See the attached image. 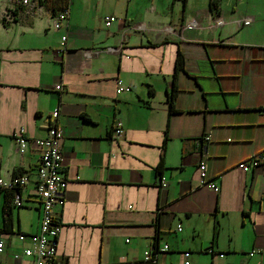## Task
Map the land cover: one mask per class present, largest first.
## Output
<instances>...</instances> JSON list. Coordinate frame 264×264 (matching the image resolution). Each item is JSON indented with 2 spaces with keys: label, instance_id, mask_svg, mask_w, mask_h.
I'll list each match as a JSON object with an SVG mask.
<instances>
[{
  "label": "crops",
  "instance_id": "0c3cea01",
  "mask_svg": "<svg viewBox=\"0 0 264 264\" xmlns=\"http://www.w3.org/2000/svg\"><path fill=\"white\" fill-rule=\"evenodd\" d=\"M233 9L222 0H70L66 29H53L52 11L0 25V181L29 177L10 210L0 187V264L34 262L15 255L40 232L34 141L48 136L56 109L68 190L56 209L55 264H185L187 252L191 264H264L250 256L264 249V172L238 168L264 150V18ZM107 16L119 21L108 28ZM247 18L254 23L241 28ZM137 24L147 30H129ZM121 45V55L83 56ZM119 80L132 91L119 95ZM202 162L219 193L200 187ZM154 247L156 263H147Z\"/></svg>",
  "mask_w": 264,
  "mask_h": 264
},
{
  "label": "built area",
  "instance_id": "2783aa9c",
  "mask_svg": "<svg viewBox=\"0 0 264 264\" xmlns=\"http://www.w3.org/2000/svg\"><path fill=\"white\" fill-rule=\"evenodd\" d=\"M45 0H0V25H12L17 19L26 14L32 18L41 17L44 14L51 12L44 5ZM53 29L56 31L66 29L69 26L70 11L69 9L60 12L57 15L52 14ZM119 19L115 16H107L105 23L108 28L117 23ZM254 23L253 18H247L240 24L241 28L250 26ZM218 26H224L223 20L217 21ZM192 27H197L196 23ZM133 32L143 33L147 29L143 24H137L129 28ZM164 32L171 33L173 29L165 28ZM124 39L127 37V31L123 33ZM64 47L61 52L67 50V37L63 38ZM123 52V45L107 49H86L83 51V56L86 59H92L101 53H109L121 55ZM56 91H64L62 85L56 86ZM132 91V87L127 86L122 80L118 81L117 93L122 95ZM60 118V111L56 109L54 113L48 118V136L44 139L34 141L35 146L40 152L39 167L37 170V192L42 204V220L40 232L30 237V246L23 251L22 255H15L16 260L21 258L33 259V264H55L59 255V236L61 234L62 226L56 216V209L63 207L66 203V195L68 190V180L65 174L64 155H63V140L65 138L64 130L58 125ZM117 138L124 136V124L118 122L115 128ZM15 140L18 145V151L24 155L29 149V138L26 136V130L21 128L15 134ZM238 168L245 173H260L264 172V150L253 155L249 159L243 161L238 165ZM200 172V187H206L210 190L219 193L221 188L218 184L209 178L207 164L202 162L199 165ZM29 182L28 176H21L15 179L10 184L0 181V187L11 189L14 186L25 187ZM164 187L168 184L164 183ZM15 204L21 205V197L16 195ZM182 232V227L179 228ZM20 242H26V235H19ZM6 247V242L0 235V253H3ZM166 248L164 251H167ZM257 254L264 255V249H258L250 253L251 257ZM156 249L148 251L145 254V261L147 263H156ZM186 259L185 264H191V253L187 252L184 255Z\"/></svg>",
  "mask_w": 264,
  "mask_h": 264
},
{
  "label": "trees",
  "instance_id": "16d2710c",
  "mask_svg": "<svg viewBox=\"0 0 264 264\" xmlns=\"http://www.w3.org/2000/svg\"><path fill=\"white\" fill-rule=\"evenodd\" d=\"M43 5L50 11L53 12V14L57 15L62 11H65L69 9L70 5V0H45L43 1ZM212 6L216 7L217 4L215 2L212 3ZM185 70V58L184 56L180 53L177 58L176 62V74L174 77V83H173V88H172V93L170 94L169 97V107H170V114H176L178 111L176 109V101H177V96L179 93V89L177 86V75ZM162 166H160V169ZM6 204L8 210L12 208L13 202L16 198V195L20 191L19 186H14L11 189H6ZM156 249V247H154Z\"/></svg>",
  "mask_w": 264,
  "mask_h": 264
},
{
  "label": "rangeland",
  "instance_id": "374dc122",
  "mask_svg": "<svg viewBox=\"0 0 264 264\" xmlns=\"http://www.w3.org/2000/svg\"><path fill=\"white\" fill-rule=\"evenodd\" d=\"M221 1V0H220ZM224 7L229 13H233V8L236 6L244 14H259L264 18V0H222ZM241 31V30H240ZM259 31V30H258ZM264 33V30H261Z\"/></svg>",
  "mask_w": 264,
  "mask_h": 264
}]
</instances>
